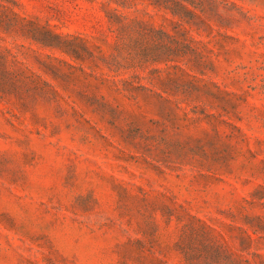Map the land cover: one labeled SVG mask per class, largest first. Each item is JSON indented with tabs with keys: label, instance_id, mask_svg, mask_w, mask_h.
Segmentation results:
<instances>
[{
	"label": "rangeland",
	"instance_id": "1",
	"mask_svg": "<svg viewBox=\"0 0 264 264\" xmlns=\"http://www.w3.org/2000/svg\"><path fill=\"white\" fill-rule=\"evenodd\" d=\"M154 3L0 0V264H264V0Z\"/></svg>",
	"mask_w": 264,
	"mask_h": 264
},
{
	"label": "trees",
	"instance_id": "2",
	"mask_svg": "<svg viewBox=\"0 0 264 264\" xmlns=\"http://www.w3.org/2000/svg\"><path fill=\"white\" fill-rule=\"evenodd\" d=\"M183 1H185V0L173 1L172 2L173 3L172 7H170L169 5H167V2L165 0H155V3L154 4H157L159 6L162 5L165 9L170 10L171 13L174 16H177L179 18V21H183L185 17H183L181 15V13L179 12L180 9H187L186 6L183 4Z\"/></svg>",
	"mask_w": 264,
	"mask_h": 264
}]
</instances>
